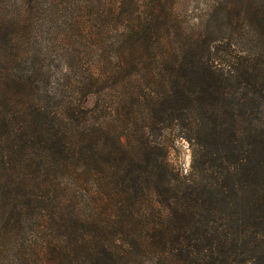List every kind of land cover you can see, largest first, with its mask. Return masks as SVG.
<instances>
[{
  "label": "trees",
  "instance_id": "1",
  "mask_svg": "<svg viewBox=\"0 0 264 264\" xmlns=\"http://www.w3.org/2000/svg\"><path fill=\"white\" fill-rule=\"evenodd\" d=\"M176 1L0 0V264H264V0Z\"/></svg>",
  "mask_w": 264,
  "mask_h": 264
},
{
  "label": "rangeland",
  "instance_id": "2",
  "mask_svg": "<svg viewBox=\"0 0 264 264\" xmlns=\"http://www.w3.org/2000/svg\"><path fill=\"white\" fill-rule=\"evenodd\" d=\"M207 0H178L175 4V12L180 15L184 21V27L186 29L194 28L200 26L204 19L207 11L205 10V4ZM17 15H19L17 11ZM39 16H35V19ZM38 23L43 25L44 21L39 20ZM51 25L46 24L36 28L35 32L32 33L33 36H39V40L44 41L48 36L45 33H42L45 29L49 28ZM35 49V48H34ZM93 104V97H89L86 105L91 106ZM178 151L172 154V160L177 166L183 170L188 169L190 163V154L186 143H181L178 145Z\"/></svg>",
  "mask_w": 264,
  "mask_h": 264
}]
</instances>
